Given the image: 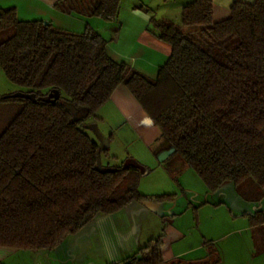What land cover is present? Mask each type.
<instances>
[{"label":"trees","instance_id":"1","mask_svg":"<svg viewBox=\"0 0 264 264\" xmlns=\"http://www.w3.org/2000/svg\"><path fill=\"white\" fill-rule=\"evenodd\" d=\"M54 8L115 21L119 0H57ZM212 14L211 0H191L179 25L150 18L171 52L149 78L113 60L90 26L74 32L0 9V31L13 28L0 40V68L36 95L32 101L0 94V246L51 249L94 217L147 197L138 190L137 162L96 168L107 149L99 150L87 125L119 85L208 190L230 181L243 200H264V0L234 1L219 21ZM52 91L59 98L44 100ZM245 215L264 252V209ZM161 237L122 264H163ZM213 251L189 263L219 264Z\"/></svg>","mask_w":264,"mask_h":264},{"label":"crops","instance_id":"2","mask_svg":"<svg viewBox=\"0 0 264 264\" xmlns=\"http://www.w3.org/2000/svg\"><path fill=\"white\" fill-rule=\"evenodd\" d=\"M190 1L119 0L116 19L119 27L116 37L106 44L109 56L117 62L126 63L149 78H154L158 68L166 62L171 47L157 36L150 18L175 22L180 19L182 7ZM211 1L213 21H219L229 15L234 1L250 3L254 0ZM56 2L57 0H0V9L13 7L19 20L45 19L56 28L74 32H81L87 26L95 27L99 24V20H96L99 19L98 17L83 18L60 12L54 8ZM99 30L97 32H100ZM114 116L120 123L126 125L135 140L136 145L132 146L136 148L135 153L133 152L135 154L133 160L143 171L138 190L142 195L147 196L142 201L135 202L142 204L144 208L132 209L129 208V205H132L129 203L112 214L94 217L81 229L67 235L58 245L51 248L62 254L51 264H122L123 260L135 254L159 234H162L160 250L164 263L173 260L189 263L205 260L210 255L214 257L212 244L217 234L208 237L206 231L200 228L202 225L200 217L198 219V210L209 205L210 201L206 199L207 196L199 199L196 204L190 202V199L185 209L191 210L192 219L184 216L187 213L185 209L176 211L168 206V203H172L175 198V194L172 193L175 185L179 187L181 184L179 181L175 184L176 177H171L161 170V163L156 156L167 147L159 141L160 131L123 85L114 89L109 99L99 107L96 118L91 119L89 124L95 123L99 129V122L110 121ZM90 133L95 138L92 132ZM102 134L107 137L109 144L113 141L111 132ZM172 155L173 153L164 160L166 165L167 159ZM159 196L165 197L158 198ZM147 201L151 205L167 202V207L156 204L151 209L144 205ZM218 225L220 224L213 223L211 227L217 232L220 229ZM229 233H225L224 236ZM259 248L261 256H264L261 247ZM33 251L36 250L0 246V262L1 264H31V262L41 264L37 260L26 259Z\"/></svg>","mask_w":264,"mask_h":264},{"label":"rangeland","instance_id":"3","mask_svg":"<svg viewBox=\"0 0 264 264\" xmlns=\"http://www.w3.org/2000/svg\"><path fill=\"white\" fill-rule=\"evenodd\" d=\"M40 20L48 21L45 19ZM96 20H99V24L92 28L96 31L100 29L99 33L109 43L116 37L119 23L117 20L105 21L101 18ZM174 23L179 25L180 19ZM12 32L13 28L0 31V40L6 39ZM16 92H24V88L9 82L0 68V94L9 95ZM110 121L98 123L99 130L107 134L111 132L113 138L106 153H101L100 155V164L102 167L118 166L134 161L133 155H135L136 150V148L132 147L136 145L134 143L135 140L126 125L120 123L115 116ZM111 127L113 129L109 130ZM131 149L133 150L131 151ZM161 167V170L171 177H176V180H174L175 184H178L176 181H179L181 184L179 187L176 185L174 187L172 193L175 194V198L172 203H168L171 209L184 211L190 199V202L193 201L196 204L199 199L207 196L206 199L210 201L209 205L198 210V219L200 217V223L202 224L200 228L206 231V235H209L208 237H213L212 235L217 234L212 248L214 250L217 249L220 254L219 264H264V256H261L259 251L261 243L257 239V228L248 224L245 215V213H253L256 208L264 209V200L258 203L243 200L236 194L234 185L230 181L225 182L215 191H208L200 177L191 168L186 166L176 154H173L167 159V165L166 163H161ZM201 189L204 192H201ZM131 204L129 208L132 209L144 208L142 204L136 203L135 201L131 202ZM153 204L151 205L147 201L144 205L151 209L156 204H162L160 206L167 207V202ZM185 210L187 213L184 216L192 219L191 210ZM213 223L220 224L218 225L220 229L217 232L211 227ZM192 225L194 226V222ZM227 232L232 233L224 236ZM35 250L26 257L27 260H37L41 264H51L58 257L62 256L58 250ZM31 264L35 263L31 262Z\"/></svg>","mask_w":264,"mask_h":264},{"label":"water","instance_id":"4","mask_svg":"<svg viewBox=\"0 0 264 264\" xmlns=\"http://www.w3.org/2000/svg\"><path fill=\"white\" fill-rule=\"evenodd\" d=\"M45 24H48V21H44ZM9 97H18V98H25V99H29L34 101L36 99V95L35 93H29V92H16V93H12L8 95ZM50 97H52L51 100H56L59 98V92L58 91H52L51 93H49V95L45 98H43L44 100H50ZM88 129L92 132V134L94 135L95 139L98 142V148L101 151H104L107 149L108 147V139L106 136H104L99 129L97 128V125L95 123H90L87 125ZM175 151L174 147H169V148H165L162 149L156 156L157 160L159 162H163L164 160ZM96 168L98 171L100 172H108V171H112L113 168L112 167H102L100 164V160L97 161L96 164ZM163 264H171L169 262L167 263H163ZM179 264H190V263H179Z\"/></svg>","mask_w":264,"mask_h":264}]
</instances>
